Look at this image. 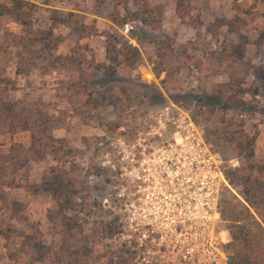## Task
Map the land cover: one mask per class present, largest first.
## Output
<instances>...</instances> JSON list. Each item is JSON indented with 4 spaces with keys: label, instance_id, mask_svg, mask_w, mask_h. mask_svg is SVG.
<instances>
[{
    "label": "rangeland",
    "instance_id": "1",
    "mask_svg": "<svg viewBox=\"0 0 264 264\" xmlns=\"http://www.w3.org/2000/svg\"><path fill=\"white\" fill-rule=\"evenodd\" d=\"M21 1L0 0V264H130V140L178 109L223 167L226 121L264 161V0ZM61 178L87 192L81 227L42 186ZM110 218L120 233L96 234Z\"/></svg>",
    "mask_w": 264,
    "mask_h": 264
},
{
    "label": "built area",
    "instance_id": "2",
    "mask_svg": "<svg viewBox=\"0 0 264 264\" xmlns=\"http://www.w3.org/2000/svg\"><path fill=\"white\" fill-rule=\"evenodd\" d=\"M130 140V240L137 264H228L217 217L223 175L197 126L178 109ZM144 135H150L145 137ZM135 140V141H133Z\"/></svg>",
    "mask_w": 264,
    "mask_h": 264
},
{
    "label": "trees",
    "instance_id": "3",
    "mask_svg": "<svg viewBox=\"0 0 264 264\" xmlns=\"http://www.w3.org/2000/svg\"><path fill=\"white\" fill-rule=\"evenodd\" d=\"M12 1L11 9L15 13L21 8L22 1ZM175 10L180 17L185 11L179 0L176 2ZM48 19L51 25L64 21L54 9L50 10ZM220 24L226 25L230 29L234 28L231 20L222 19ZM48 33H51V30H48ZM242 44L243 42L233 47L234 53L241 54ZM131 49L134 50L133 47ZM128 51L130 50L128 49ZM222 136L231 145L240 164L234 168H226L221 164L223 175L221 192L224 187L238 186L240 195V198H236L234 203L230 201L221 203L220 192L217 217L221 222L227 223L225 225L229 227V229L224 227L230 236V239L225 243L229 255L228 264H264V161H254L255 136L245 132L239 124L231 121L224 122ZM211 152L214 154L212 150ZM42 186L50 193L61 210L77 209V215L75 218L73 217L74 220L65 216V227H81L83 221L81 219L91 207V204L87 203L86 190L83 187L74 190L73 183L66 182L63 178L59 179V182L53 179L44 180ZM74 197L79 199L78 202L74 201ZM253 228L257 229V233L253 231ZM94 232L103 237H115L120 233V230L117 228L116 218H110L98 221ZM128 244H130V264H137L133 260L135 256L134 242L130 240Z\"/></svg>",
    "mask_w": 264,
    "mask_h": 264
},
{
    "label": "flooded vegetation",
    "instance_id": "4",
    "mask_svg": "<svg viewBox=\"0 0 264 264\" xmlns=\"http://www.w3.org/2000/svg\"><path fill=\"white\" fill-rule=\"evenodd\" d=\"M133 141H135V140H133ZM127 163L129 162V160L127 159V161H126ZM130 167H134V164L133 163H130ZM136 183V181L134 180V179H130V189H134L135 188V184Z\"/></svg>",
    "mask_w": 264,
    "mask_h": 264
}]
</instances>
